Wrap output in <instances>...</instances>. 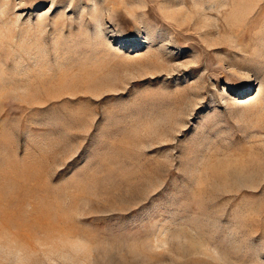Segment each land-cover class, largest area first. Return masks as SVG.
<instances>
[{
    "label": "rangeland",
    "instance_id": "rangeland-1",
    "mask_svg": "<svg viewBox=\"0 0 264 264\" xmlns=\"http://www.w3.org/2000/svg\"><path fill=\"white\" fill-rule=\"evenodd\" d=\"M0 264H264V0H0Z\"/></svg>",
    "mask_w": 264,
    "mask_h": 264
}]
</instances>
